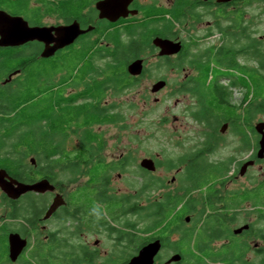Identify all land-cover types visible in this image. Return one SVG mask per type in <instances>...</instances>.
I'll use <instances>...</instances> for the list:
<instances>
[{
    "label": "flooded vegetation",
    "instance_id": "1",
    "mask_svg": "<svg viewBox=\"0 0 264 264\" xmlns=\"http://www.w3.org/2000/svg\"><path fill=\"white\" fill-rule=\"evenodd\" d=\"M99 1L0 0V11L41 30L37 38L0 46V105L7 104L10 88H26L34 94L30 104L36 105L35 115L48 117L30 129L20 123L17 141L27 143L15 148L7 144L1 151L35 152L17 163L26 179L6 172L25 183L47 179L54 187L17 199L0 189L6 203L0 217V264H128L156 240L151 264H233L232 254L222 248L232 245L234 236L242 264L248 263L246 251L260 255L258 264H264V229H255L251 220L232 227L233 214L222 217L225 209L208 207L201 224L188 223L194 206L186 203L183 182L212 192L214 183L242 179L241 191L226 200L249 204L248 214L264 213V152L257 156L258 142L250 151L244 137L250 105L264 110V53L259 47L252 51L245 27L234 25L243 20L234 12L239 15L250 0H117L124 6L113 19L100 13ZM219 20L228 21L221 26ZM66 26H72L68 32H81L68 40L61 35ZM165 41L180 48L167 53L161 46ZM200 42L205 45L201 52ZM47 48L51 52L43 57ZM224 48L235 51L234 57L223 56ZM250 52L256 60L252 67ZM136 60L140 71L131 73L128 67ZM142 79L156 103L158 94L173 87L170 95L178 96L196 129L193 144L166 166L160 163L161 154H139L137 118L122 111V91ZM157 82L162 83L153 91ZM250 84L260 88L253 103L246 91ZM234 89L240 94L237 103L232 102ZM228 145L226 155H217ZM144 158L151 160L152 169L141 165ZM161 166L170 177L160 187L165 207L158 212L164 217L154 224L158 197H151L152 178ZM137 178L139 189L133 188ZM27 194L34 198L24 201ZM55 196L61 197L60 204L46 215ZM167 210L176 215L172 222ZM215 217L218 223L211 224ZM12 233L25 241L14 259L9 256ZM216 242L218 257L213 256L217 249L210 248ZM192 245L208 256L195 258Z\"/></svg>",
    "mask_w": 264,
    "mask_h": 264
},
{
    "label": "rangeland",
    "instance_id": "2",
    "mask_svg": "<svg viewBox=\"0 0 264 264\" xmlns=\"http://www.w3.org/2000/svg\"><path fill=\"white\" fill-rule=\"evenodd\" d=\"M240 4V3H239ZM241 6V5H240ZM243 20L241 25L245 27L246 33L249 35V41L253 39L255 44L262 50L264 53V0H250L247 5H243ZM219 24L221 26L226 25V21L228 20H219ZM240 38V37H239ZM219 41V39H217ZM205 45L203 42H200L197 50L199 52L203 51V47ZM249 65L255 66L256 60H252L251 52L249 53ZM242 60V58H239ZM246 76L250 77V73H246ZM148 84L146 79H142L136 86L131 88H127L122 91V111L131 112L137 118V138L136 142L139 144V154H147L151 153L155 155L156 153L160 155V163L163 165L167 161H177L178 156L182 153L183 148L186 145H192L193 141L197 139L196 137V129L195 126L192 125L190 119L185 116L183 113V104L178 102L177 95H170L173 87L166 88L160 94H158L161 98L156 103L153 101V94L150 93L149 87H145ZM253 88V90H252ZM256 88L253 84H250L246 91L250 93V99L253 102L259 93L255 92ZM170 91V92H169ZM232 102L237 103L239 101L240 94L238 93V89H234L232 91ZM10 97L8 100L7 110H9L13 104L24 103L18 107V114L23 113L26 109L30 108V100L34 97V94H31L26 88L13 87L9 89ZM4 96V95H3ZM255 104L250 105V113H249V127L247 132V139L249 144V150L251 151L254 147L256 148V144L258 142V135L254 132L253 125L258 121H264V110L258 111ZM177 118L174 120L173 118ZM187 122V126H183V124ZM250 128L253 129V132H250ZM234 144H236V138L234 136ZM228 147H220L217 150V155H226L228 153ZM246 154V153H245ZM235 158H240V156H236ZM264 164V162H263ZM167 163L165 164V166ZM165 166H161L155 177L152 179L155 181L154 186L152 185V193L151 197L159 198L164 193L163 189L160 188L166 180H169V174L165 171ZM231 170V166H229V171ZM253 174L258 176V173L251 170ZM157 175H159L158 178ZM26 179V178H22ZM163 181V182H162ZM137 183L133 184V188L139 189L142 183L141 179H136ZM162 182V183H161ZM185 186L187 187L185 199L186 203L191 204L190 206H194V209L189 213L190 219L189 224H201V219L204 217L205 208L211 207L212 209H220L223 208L221 216L225 217V213L229 212L231 215H234L233 222H228L232 227H238L241 224L245 223L247 220H251L255 229H260L263 232L264 229V213L260 214H248L247 211H250L249 204H233L230 200H226L228 194L232 192L241 191V187L244 185L242 183V179H234L226 184L224 183H214L212 192H207L205 190V186H202L201 189H191V185L188 182H185ZM72 184H69L67 191L70 190ZM176 183H173L170 186L172 191H174V187ZM201 187V186H200ZM34 198L32 194H27L24 196V201H30ZM261 199V198H260ZM6 203H4L3 199L0 196V217L3 214L4 209L6 208ZM166 208H171L170 206ZM234 208H240L235 211ZM229 209V210H227ZM168 215H170V211H166ZM171 222L176 215L171 214ZM184 223V222H182ZM238 236H234V240L232 245L229 247H223L222 250L227 249L229 253L232 254L234 258L233 264H242V255H240L241 250H239L236 245L238 243ZM218 242L211 243V249L214 247L217 251L213 254V256L218 257L220 253V248H218ZM208 252V251H207ZM195 256V258H205L208 256L205 253V250L198 249L195 245L191 246V252ZM192 255V254H191ZM245 261L247 264H258L261 261L262 257L257 255L252 251H246L244 254ZM244 260V259H243ZM210 262V259L206 260ZM194 263V262H193Z\"/></svg>",
    "mask_w": 264,
    "mask_h": 264
},
{
    "label": "water",
    "instance_id": "3",
    "mask_svg": "<svg viewBox=\"0 0 264 264\" xmlns=\"http://www.w3.org/2000/svg\"><path fill=\"white\" fill-rule=\"evenodd\" d=\"M220 2H225L228 0H217ZM124 5L117 4V0H101L96 3V7L100 10V13L103 16H107L110 19L115 18L120 13V10ZM123 14V13H122ZM72 26H66L61 35L67 36L68 40H71L76 34L80 33L79 30H70L68 32L66 29ZM77 27V26H76ZM60 31V28H58ZM41 33L40 28L29 27L27 23L20 17L10 16L3 11H0V46H14L19 45L27 40L37 38V35ZM62 42V41H59ZM164 51L167 53L175 52L180 48L178 43H172L171 41L163 42L161 44ZM51 52L50 48L44 49L41 55L48 56ZM128 70L131 73H137L140 71V60L132 62ZM162 82H157L156 85L152 87V90L155 91L159 87V84ZM254 130L259 134L258 139V151L257 156L261 157L264 152V121H258L254 125ZM141 165L146 168H153L152 162L149 159H142ZM53 185H51L47 179L38 180L33 183H25L16 180L9 176L5 169L0 168V189L6 194L7 197L11 199H17L21 194L25 192H45L53 190ZM60 196H55L46 215H49L59 204ZM188 220V217H186ZM242 228H238L235 232L240 231ZM25 246V241L21 240L19 236L15 233L10 234L9 236V256L11 259H14L15 256L21 251ZM158 248V241H153L145 246H143L137 257H134L128 264H151L153 260V255Z\"/></svg>",
    "mask_w": 264,
    "mask_h": 264
},
{
    "label": "trees",
    "instance_id": "4",
    "mask_svg": "<svg viewBox=\"0 0 264 264\" xmlns=\"http://www.w3.org/2000/svg\"><path fill=\"white\" fill-rule=\"evenodd\" d=\"M234 15L242 17L243 11L239 15H237L235 11ZM234 25L235 26L238 25L239 27H241V20L234 22ZM249 46L251 50L254 47H258L255 44V41L253 39H251ZM222 54L223 56L234 57L233 55L235 54V51H233L232 53H229V50L227 48H224V50L222 51ZM254 89H256L255 92L260 93V88L256 87ZM22 104L24 103L13 104L12 107L7 111H5L4 109L8 106V103L4 104L5 107L3 105H0V167H3V168L5 167L6 168V169L4 168L5 170L10 171V173L13 176H15V178L17 177L18 179L19 178L22 179V175H21L22 172L19 171V168L17 167V163H19L22 158L27 157L29 154H35V152L34 153L33 152L31 153L30 152H16L13 154L12 153L13 151H12V152H9L7 155L6 153H2L1 151L4 148V146L7 144L13 145V147L15 148L16 146L18 147V144L27 143L26 141H22L21 139L17 141V136H18L17 133L19 134L18 129H20L21 128L20 125H22L20 123L24 122V124L25 123L29 124L27 126V129H30L32 124H34L37 120L41 121L43 118H48V117L38 118L35 115L36 113L35 104H30L29 106L30 108L26 109L23 113L18 114L17 109ZM256 109H257V106H256ZM1 114H5V115H1ZM250 132L251 133L253 132L252 128H250ZM244 137L247 138V135L245 134ZM11 153L15 156H11L12 155ZM163 207H165L163 199H159V198L154 199L153 201V208H154L153 223L154 224L160 222L161 218L164 217V215L158 212V210L162 209ZM217 223H218V220L215 217V220L212 221L211 224H217Z\"/></svg>",
    "mask_w": 264,
    "mask_h": 264
}]
</instances>
